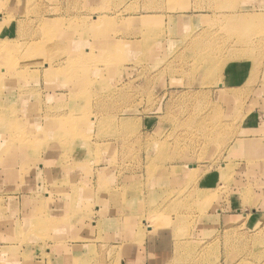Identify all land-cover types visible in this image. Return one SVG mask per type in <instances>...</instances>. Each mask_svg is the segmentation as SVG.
Listing matches in <instances>:
<instances>
[{
	"label": "rangeland",
	"instance_id": "rangeland-1",
	"mask_svg": "<svg viewBox=\"0 0 264 264\" xmlns=\"http://www.w3.org/2000/svg\"><path fill=\"white\" fill-rule=\"evenodd\" d=\"M261 127L264 0H0V264H264Z\"/></svg>",
	"mask_w": 264,
	"mask_h": 264
},
{
	"label": "crops",
	"instance_id": "crops-1",
	"mask_svg": "<svg viewBox=\"0 0 264 264\" xmlns=\"http://www.w3.org/2000/svg\"><path fill=\"white\" fill-rule=\"evenodd\" d=\"M6 32H7V35H10V33H11V31L9 30V28H8V30ZM234 70H235V72H238L237 68L234 69ZM233 80H236V79L233 78ZM258 137L259 138L256 139V140L258 142H261V156H264V129H262V127H261V135H259ZM244 141H245V143L243 144V146L244 145L245 146H248L250 142L249 141H246V140H244ZM256 151H259V150L256 149ZM199 168H202V166H197V168H193V169L194 170H197ZM261 168H263L262 171L264 172V163L261 164ZM208 179L210 181L211 177L208 178ZM261 180H264V179H261ZM261 182L263 183L264 181H261ZM203 184H204L203 181H201L199 183V188H202L203 187ZM217 211H218V215H219V217H221V219H224V218H227L228 219V218L234 217L230 213H225L224 208L218 209ZM243 211H242V213H243L244 216H246L245 218H247L249 216L254 217L259 212L255 208H252L250 211H248V213L247 212H243ZM263 218H264V185L261 187V220ZM229 220H231V219H229ZM129 226H131V229H132V231H133V233L135 235V238L137 237V238L142 239L144 236H146V233L145 232L141 233L139 231V225H138L137 222H135L133 224L131 222V223H129ZM146 229H148V231L150 232V228L147 227ZM152 232H154V231H152ZM118 243L121 246H123L125 244L124 241H119ZM163 243H164V238H162V237L151 238L150 240L148 239L147 245H146V247H144V251L147 253V256H146L147 258H146V260H144L143 263H140V264H158V261H160V260H154V256H158L159 255V256L165 257L166 256V253H169V251L166 250L167 247L166 248H163L164 247L163 246ZM113 244H114L115 247H118L116 243H113ZM111 246H113V245H111ZM160 248H162V249L160 250ZM150 257H152V258H150ZM164 263H166V260L165 259H164V261L162 260V264H164Z\"/></svg>",
	"mask_w": 264,
	"mask_h": 264
},
{
	"label": "bare ground",
	"instance_id": "bare-ground-1",
	"mask_svg": "<svg viewBox=\"0 0 264 264\" xmlns=\"http://www.w3.org/2000/svg\"><path fill=\"white\" fill-rule=\"evenodd\" d=\"M256 18H258V16H249V17H245V19H242L239 23H237V24H241V25H243V26H246L249 22H251V21H254ZM254 22H251V24H253ZM232 27H235V25H233L232 24ZM43 31L44 32H47L48 31V27H47V25L46 24H44L43 25ZM70 37H71V35H70ZM67 40L69 41V34L67 35ZM72 40H74L75 42H77L78 40H77V37H75V36H73L72 37ZM72 40H70V41H72ZM69 41V42H70ZM12 104H14V103H12ZM18 108V107H17ZM18 110H20V109H18ZM71 121V120H70ZM203 198V197H202ZM143 226H142V222H140V225H139V231L142 233V229L144 230L145 228H150V232H152L153 231V227L152 226H150V225H145L143 228H142ZM74 247H77V248H80V247H82L81 245H71L70 246V248L69 249H71V248H74ZM1 249V248H0Z\"/></svg>",
	"mask_w": 264,
	"mask_h": 264
}]
</instances>
